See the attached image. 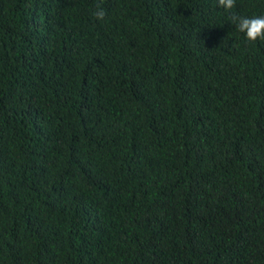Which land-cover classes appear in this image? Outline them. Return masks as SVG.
Listing matches in <instances>:
<instances>
[{
  "label": "trees",
  "instance_id": "trees-1",
  "mask_svg": "<svg viewBox=\"0 0 264 264\" xmlns=\"http://www.w3.org/2000/svg\"><path fill=\"white\" fill-rule=\"evenodd\" d=\"M232 15L264 0H0V264H264V39Z\"/></svg>",
  "mask_w": 264,
  "mask_h": 264
},
{
  "label": "clouds",
  "instance_id": "clouds-1",
  "mask_svg": "<svg viewBox=\"0 0 264 264\" xmlns=\"http://www.w3.org/2000/svg\"><path fill=\"white\" fill-rule=\"evenodd\" d=\"M217 3L219 7L224 8L226 11H230L236 6V0H217ZM96 7L98 9L95 13L96 19L102 20L106 12L99 4ZM231 20L236 24L238 31L245 34L247 40L264 39V15L250 18L232 15Z\"/></svg>",
  "mask_w": 264,
  "mask_h": 264
}]
</instances>
